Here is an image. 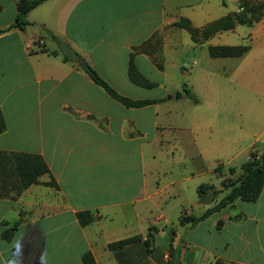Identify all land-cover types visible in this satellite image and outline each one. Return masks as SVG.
<instances>
[{
  "label": "crops",
  "instance_id": "crops-1",
  "mask_svg": "<svg viewBox=\"0 0 264 264\" xmlns=\"http://www.w3.org/2000/svg\"><path fill=\"white\" fill-rule=\"evenodd\" d=\"M238 1L43 0L28 11L23 28L0 32V110L5 123L0 151L38 154L48 167L19 194L0 196V264H84L87 251L96 264H264V184L254 201L236 199L194 224L179 222L183 216L201 215L221 198L227 192L222 179L239 175L249 153L264 146V68L259 67L264 15L245 25L246 30L236 25L200 44L186 29L172 25L186 18L201 28L238 10ZM15 14V0H0V29ZM61 41L78 59L64 57ZM142 44L144 50L135 51L133 61L142 75L144 68L160 76L157 81L148 78L162 90L159 96L130 95L153 88L135 85L127 76L129 54ZM240 44L247 45L240 56L208 54L209 45ZM179 45L189 53L183 47L178 54ZM197 46L202 48L198 54ZM79 59L119 94L155 101L123 105L91 79ZM189 69L202 72L206 98L201 110L200 101L194 102L190 122L180 128L187 136L176 133L172 146L183 144L186 154L200 163L183 180L214 172L220 177L213 184L219 192L205 201L197 197L185 208L179 190L175 201L181 209L174 216L181 232L178 237L172 229L163 241V229L156 224L172 219L169 185L148 181L147 156L153 148L149 153L154 161L163 151L164 134L174 129L170 100L179 97H173L172 75ZM181 87L176 92L182 95ZM185 88L195 95L191 81ZM215 91L219 97L212 96ZM227 164L234 172L221 178ZM171 183L179 186V180ZM83 210L95 215L86 225L76 215ZM16 221L11 236L4 238L2 233ZM148 232L153 238L147 249ZM132 236L140 239L107 247ZM174 236L178 242L173 247Z\"/></svg>",
  "mask_w": 264,
  "mask_h": 264
},
{
  "label": "trees",
  "instance_id": "trees-1",
  "mask_svg": "<svg viewBox=\"0 0 264 264\" xmlns=\"http://www.w3.org/2000/svg\"><path fill=\"white\" fill-rule=\"evenodd\" d=\"M43 0H15L16 14L14 21L4 29H0L3 32L12 27L23 28L28 21L26 20V14L30 9L37 6ZM264 15V1L262 0H239L238 10L228 12L224 16H221L201 28L193 27L190 21L186 18H180L172 25L186 29L190 38L195 43H202L209 36L215 32L222 30H229L236 25H252L257 22ZM147 43V42H145ZM155 43L158 44V38H155ZM144 44L133 47L134 51L129 54V62L127 68V76L129 80L135 85L142 87H153L154 82L143 76L137 69L133 61L134 52L139 50L143 51ZM247 49V45H209L208 54L212 57H228V56H240ZM65 58H68L64 55ZM87 73L91 79L98 85H100L111 97L118 100L125 106L139 107L155 101V99H134L119 94L113 87H111L103 78H101L96 71L91 67L87 69ZM184 90L187 94L193 98L194 102H197L194 94L187 88ZM5 128L4 119L0 110V132ZM261 151V153H259ZM240 173L235 178L225 177L221 181L223 188L227 189V192L215 203L208 207L199 216H183L179 218L181 224H194L197 221L205 218L210 213L219 210L226 205H232L236 199L244 201H254L264 184V146H258L257 149L252 150L248 158L243 161L240 166ZM219 166L215 168L218 171ZM230 173L234 172V168H229ZM48 172V167L42 157L38 154L30 153H8L0 151V196L9 195L10 191H13L16 195L30 184L38 182L40 175ZM218 190L211 183H201L196 187V193L198 200L205 201L208 197L214 198L218 194ZM14 195H11L13 197ZM77 219L81 225H86L95 219V215L88 211H78L76 213ZM17 225V221L8 229L2 233L4 238H9ZM152 234L148 232L145 239V244L148 249L151 241ZM139 236H132L124 239H120L107 244L110 249L118 248L128 243L138 241ZM82 261L84 264H96L92 254L87 251L82 255Z\"/></svg>",
  "mask_w": 264,
  "mask_h": 264
},
{
  "label": "rangeland",
  "instance_id": "rangeland-1",
  "mask_svg": "<svg viewBox=\"0 0 264 264\" xmlns=\"http://www.w3.org/2000/svg\"><path fill=\"white\" fill-rule=\"evenodd\" d=\"M242 28L246 30L248 27L245 25H242ZM238 39V37H237ZM184 49L188 52V49L183 46ZM181 45L177 48L176 51H178V54L183 50ZM203 47V46H202ZM202 48H199L198 46L195 47V51L198 54V52L201 51ZM187 61V60H184ZM260 61V68H264V58L259 59ZM185 64V62H184ZM187 67H190L187 65ZM142 68V73L144 76L149 78L150 80L157 81L160 76L157 74H149ZM191 72V73H190ZM146 73V74H144ZM190 73V74H189ZM173 77V83L170 87H172V91H174V98L178 99H171L170 103L172 104L173 108L171 113V118L170 120L173 121V126L174 129H168L166 133L164 134L163 140H162V152L161 154H156L155 155V160H151V154L149 153L152 152L150 148L148 150V156H147V176H148V181L156 180V182L159 183V185H164L168 183V191L170 193V209H169V214L173 215L172 219L168 224H163V223H157V227L163 229V233L165 234V237L163 238V241L166 239V237L171 233L172 229H176L177 235L179 237L180 235V227L181 225L178 223L177 218H175L174 214L176 216H179L180 214V209L181 206L176 203L175 196H177L178 191L180 190L183 194L182 196L185 197V200L183 202V206L185 208H190L192 201H194L197 196H196V186L197 184L201 183H211L217 185L219 183L220 177L216 176L214 172H206L201 175H196L195 177L192 176V180L190 181H185L183 180L184 176L189 175V171L194 170L197 171V169L200 167V163L198 161L197 157L190 158L186 154V151L183 147V144H179L180 146L176 147L178 150H176L175 147L172 145L177 144V139H176V133L179 134L181 132L180 128H186L187 123L190 122V117L191 113L193 111V108L198 105V110L202 109L203 101L206 98V93L203 90V74L202 72H194V69H189V72H180L178 71L177 73L172 75ZM215 78V77H214ZM192 82L193 84V89L195 90V97L197 101H200L197 105L194 104L193 98L190 97L187 92L184 90V85L186 86L187 82ZM181 92L177 91L176 92V87L181 86ZM180 88V87H179ZM143 92H139V94H135V92H131V96L133 95H146L148 97H155L159 96L162 94V90L159 87H153L151 89H140ZM178 93V97H175V94ZM213 97H219V92H211ZM181 95V96H180ZM130 96V97H131ZM175 131V132H174ZM182 137L186 138L187 136V131H182L181 132ZM184 150V151H183ZM165 151V152H164ZM231 166H235L236 162L231 163ZM228 164L224 166L223 171L221 172V178L225 177L229 173V168ZM199 170V169H198ZM179 180V187L174 183V185L169 184L170 182ZM222 195V194H221ZM184 234V233H183ZM158 242H161L160 238H157ZM167 242V241H166ZM178 242L177 237H173L172 246L174 247L176 243ZM163 243V242H162ZM164 245V243H163ZM178 252L174 254L175 259L178 258Z\"/></svg>",
  "mask_w": 264,
  "mask_h": 264
},
{
  "label": "water",
  "instance_id": "water-1",
  "mask_svg": "<svg viewBox=\"0 0 264 264\" xmlns=\"http://www.w3.org/2000/svg\"><path fill=\"white\" fill-rule=\"evenodd\" d=\"M58 48L62 51L70 59H78V54L76 51L65 41H61L58 45ZM79 65L84 68L88 69L89 66L84 59H79ZM175 97H178V93L175 94ZM261 153V152H259Z\"/></svg>",
  "mask_w": 264,
  "mask_h": 264
},
{
  "label": "built area",
  "instance_id": "built-area-1",
  "mask_svg": "<svg viewBox=\"0 0 264 264\" xmlns=\"http://www.w3.org/2000/svg\"><path fill=\"white\" fill-rule=\"evenodd\" d=\"M166 256H168V255H166Z\"/></svg>",
  "mask_w": 264,
  "mask_h": 264
}]
</instances>
